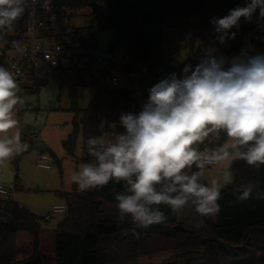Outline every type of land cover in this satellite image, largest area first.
I'll use <instances>...</instances> for the list:
<instances>
[{
    "label": "clouds",
    "instance_id": "1",
    "mask_svg": "<svg viewBox=\"0 0 264 264\" xmlns=\"http://www.w3.org/2000/svg\"><path fill=\"white\" fill-rule=\"evenodd\" d=\"M27 6L28 0H0V33L11 30ZM254 16L264 29V0H246L212 18L218 43L235 39L231 30ZM19 91L13 72L0 65V167L29 147L17 118L25 103ZM148 92L138 113L120 114V131L102 124L100 135L88 137L85 147L93 159L73 169L68 183L80 191L123 184L115 195L118 218L122 224L130 217L137 228L164 223L161 205L173 213L191 206L200 217H215L222 187L233 182L234 162L264 165V53L242 49L229 58L207 47L199 63H185ZM206 142L211 147L201 149ZM213 168L220 169L219 177L209 178ZM250 195L246 188L239 198Z\"/></svg>",
    "mask_w": 264,
    "mask_h": 264
},
{
    "label": "trees",
    "instance_id": "2",
    "mask_svg": "<svg viewBox=\"0 0 264 264\" xmlns=\"http://www.w3.org/2000/svg\"><path fill=\"white\" fill-rule=\"evenodd\" d=\"M30 1L28 0V4ZM40 1L52 5L60 14L64 7H95L102 0ZM105 1L104 10L100 13L93 12L86 27L75 28L74 38L82 41L85 32L120 30L110 42L109 49L124 47L133 56L135 63L143 64L145 85L140 95L132 98L130 90L113 89L103 84L91 65L82 69L76 64L71 68L76 72L69 89L70 111L74 113V117L72 131L63 145L67 154L73 157L78 137L81 136L82 163L91 162L93 159L87 154L85 145L88 137L100 135V125L106 126L108 122H113L116 131H120L118 122L122 112H129L126 109L133 102L140 109L153 85L170 73L179 74L185 63L195 66L203 55V49L216 47L219 53L231 58L241 53L244 37L250 35L251 49L248 53H264V29L257 27L255 17L251 22H245L242 18L239 30H231L236 32L235 39L228 40L225 45L218 43L214 27L210 23L212 18H222L229 10L245 6L246 0L211 3L206 0ZM198 15L201 19L195 24L192 18ZM25 17L27 7L21 18ZM165 28L178 29L183 40L190 33L200 39L194 47L197 56L188 58L178 67L174 66L172 58L164 54ZM20 30L23 31L22 25ZM48 76L35 78L34 74H31L32 88L23 87L37 92L39 86L46 83ZM80 82L92 86L95 90L94 98L85 109L79 108L77 102V87ZM204 147L211 145L207 142L200 145L201 149ZM232 172L233 182L221 189L217 201L220 210L216 219L202 217L211 235V238L202 242L203 250L177 251L159 264H193L207 258H212L214 264H219L220 254L230 259H242L250 255L253 233H260L264 237V165L252 167L245 161L238 160L232 165ZM16 183L18 184V177ZM123 187V184L113 182L103 188L80 193L77 192L76 186L71 192H62L67 206L66 217L52 233L42 229L38 215L31 210L14 200L0 199V264H102L101 255L104 250L99 245L100 238L122 234L124 243L147 240L154 228H137L128 221L121 224L119 219L102 218L103 203L116 205L115 195L123 191ZM246 188L251 189V195L248 199L241 200L239 197ZM160 209L167 217L165 223L175 226L168 230L155 228V232L164 237L181 233L178 213H173L165 205H161Z\"/></svg>",
    "mask_w": 264,
    "mask_h": 264
},
{
    "label": "rangeland",
    "instance_id": "3",
    "mask_svg": "<svg viewBox=\"0 0 264 264\" xmlns=\"http://www.w3.org/2000/svg\"><path fill=\"white\" fill-rule=\"evenodd\" d=\"M206 1L207 3H211L221 2L223 0ZM105 7L106 1L102 0L95 7L87 6L81 8L78 14L73 17L72 26L79 28L86 27L91 14L93 12L100 13ZM200 19V15L195 16L192 18V22L197 24ZM119 31L104 30L100 33L85 32L82 36V42L85 46H94L100 50H107L109 49L110 42ZM164 35V54L172 58L171 61L174 66L178 67L188 58H195L197 56L194 47L198 45L200 39L194 37L193 33H190L183 40L178 29L165 28ZM243 49H251L250 35L244 37ZM72 64L71 61H67L60 70H52L46 83L39 86L37 92L29 91L32 88L30 87V81L21 82L17 80L20 87L18 95L25 101L23 107L18 112L17 118L20 121L21 132L24 135L22 140L29 147L26 152L16 156L6 166L0 167V184L10 189L15 202L38 215L42 229L49 231V233H52L57 228L59 222L66 217L65 212L55 213L53 217L51 213L55 206L65 204L62 192H71L76 186L75 184L68 183V176L73 169L78 168L79 164L82 163L80 160L83 147L81 136L77 140L75 156H69L63 145L64 140L68 138L72 131V120L74 117V113L70 111L71 100L69 96V89L76 74L71 69ZM43 80L45 82V78ZM27 85L30 87L28 90L25 89V87H28ZM131 87V82L122 81L117 89ZM94 96V88L80 82V85L77 87L78 107L81 109L87 108ZM41 151H46L52 155V160L50 161L51 167L49 169L42 168L38 165L39 153ZM220 175L221 171L219 168L210 169L208 173L209 178L219 177ZM16 177H18V184L16 183ZM228 185H224L222 188ZM76 188L78 193L82 192L77 186ZM188 210L190 211V220L189 223H185L186 215L189 213ZM183 211L181 220L178 219V225L182 232L176 236H171L174 240L173 242H175L174 253L188 249L203 250L202 242L207 238H211L209 228L204 223L202 217L197 215L191 206L186 207ZM118 217L119 214L116 205L104 202L102 218L119 219ZM211 218L213 219V217ZM172 226L174 227L175 224H168L167 227L158 224L157 227L168 230ZM113 236L120 238L122 234ZM163 237L158 235L136 243V246L138 245L144 253V261L156 264V262L162 259L161 256L158 257L157 255V251L163 247L162 243L155 242V240L162 239ZM153 245L155 250L151 251ZM156 245H159V249H157ZM103 250L105 252L104 248ZM218 261L219 264H264L263 235L253 233L250 255L248 257L230 259L220 254ZM193 264L214 263L212 258H207Z\"/></svg>",
    "mask_w": 264,
    "mask_h": 264
},
{
    "label": "built area",
    "instance_id": "4",
    "mask_svg": "<svg viewBox=\"0 0 264 264\" xmlns=\"http://www.w3.org/2000/svg\"><path fill=\"white\" fill-rule=\"evenodd\" d=\"M79 9L64 7L58 14L52 5L40 0L33 3L31 0L27 6V17H20L11 30L1 33L0 65L13 72L16 80L21 82L30 80L31 74L35 78L50 75L52 70H59L67 61L73 63L72 67L79 64L82 69L91 65L98 77L107 82L110 88L117 89L122 81L131 82L132 87L124 90H130L131 97L136 98L145 84L142 72L144 65L135 63L133 56L124 47L100 50L76 40L71 16L77 14ZM21 25L23 31L20 30ZM126 110L140 111L135 102ZM112 124L114 123L108 122L105 130ZM110 130L116 132L115 127ZM51 160L50 153L41 151L38 165L49 169ZM0 188L6 190V195L0 196V199L13 200L9 188L2 184ZM60 212H67L66 204L55 206L52 217Z\"/></svg>",
    "mask_w": 264,
    "mask_h": 264
},
{
    "label": "crops",
    "instance_id": "5",
    "mask_svg": "<svg viewBox=\"0 0 264 264\" xmlns=\"http://www.w3.org/2000/svg\"><path fill=\"white\" fill-rule=\"evenodd\" d=\"M77 14L72 15L71 22H72L73 17L76 16ZM28 81H30L32 83L31 79ZM183 213H184V211H183ZM183 213L182 212L178 213V219L179 220H181ZM189 216H190V211H189L188 215H186V222L185 223H189V220H190ZM216 217H217V215H216ZM216 217H213V219L215 220ZM125 221H128L130 224H133L130 217H126ZM168 224H170V223H165V222L161 223V225H165L166 227ZM157 226H158V224H154V225L148 227V228H154V229H152L153 231L151 232L150 237H155V236L160 235L159 233L155 232V230H156L155 228H158ZM150 237L148 239H150ZM122 238L123 237L119 238V237L113 236V235L100 238L99 245L105 249V252H103V254L101 255L102 264H126V263H129V264H136V263H138V264H151V263H148V262L143 260L144 253L141 251V249L138 247V245L136 246V243L129 242V243L125 244L122 241ZM173 241L174 240H173V238H171V236L170 237H163L162 239L160 238V239L155 240V242H161L162 246H163L162 249H159L158 248L159 245H156L157 249H159L157 251L158 257L161 256L162 259H165L174 253L175 242H173ZM154 250H155V247L153 245L151 248V251H154ZM162 259H160L159 261H161ZM158 262H156V264Z\"/></svg>",
    "mask_w": 264,
    "mask_h": 264
},
{
    "label": "water",
    "instance_id": "6",
    "mask_svg": "<svg viewBox=\"0 0 264 264\" xmlns=\"http://www.w3.org/2000/svg\"><path fill=\"white\" fill-rule=\"evenodd\" d=\"M103 84H106L107 82H105L104 80L101 81Z\"/></svg>",
    "mask_w": 264,
    "mask_h": 264
}]
</instances>
